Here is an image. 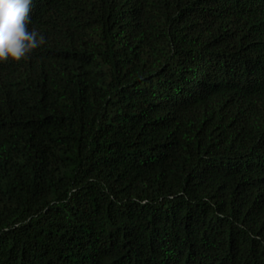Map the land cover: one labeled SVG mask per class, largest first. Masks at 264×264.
I'll return each instance as SVG.
<instances>
[{
  "label": "trees",
  "instance_id": "obj_1",
  "mask_svg": "<svg viewBox=\"0 0 264 264\" xmlns=\"http://www.w3.org/2000/svg\"><path fill=\"white\" fill-rule=\"evenodd\" d=\"M0 62V264H264V0H32Z\"/></svg>",
  "mask_w": 264,
  "mask_h": 264
},
{
  "label": "clouds",
  "instance_id": "obj_2",
  "mask_svg": "<svg viewBox=\"0 0 264 264\" xmlns=\"http://www.w3.org/2000/svg\"><path fill=\"white\" fill-rule=\"evenodd\" d=\"M32 0H0V62L20 61L43 42L27 28Z\"/></svg>",
  "mask_w": 264,
  "mask_h": 264
}]
</instances>
